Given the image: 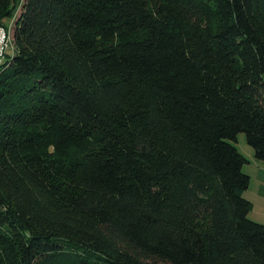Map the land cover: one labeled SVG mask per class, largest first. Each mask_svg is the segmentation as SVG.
<instances>
[{
    "label": "trees",
    "instance_id": "obj_1",
    "mask_svg": "<svg viewBox=\"0 0 264 264\" xmlns=\"http://www.w3.org/2000/svg\"><path fill=\"white\" fill-rule=\"evenodd\" d=\"M0 264H264V0H0Z\"/></svg>",
    "mask_w": 264,
    "mask_h": 264
},
{
    "label": "crops",
    "instance_id": "obj_2",
    "mask_svg": "<svg viewBox=\"0 0 264 264\" xmlns=\"http://www.w3.org/2000/svg\"><path fill=\"white\" fill-rule=\"evenodd\" d=\"M239 148L250 159L245 167V171L251 176L249 188L245 191V196L253 204L250 215L253 219L264 223V163L255 159L252 148L248 146Z\"/></svg>",
    "mask_w": 264,
    "mask_h": 264
},
{
    "label": "built area",
    "instance_id": "obj_3",
    "mask_svg": "<svg viewBox=\"0 0 264 264\" xmlns=\"http://www.w3.org/2000/svg\"><path fill=\"white\" fill-rule=\"evenodd\" d=\"M12 46V33L11 29L0 28V64L5 56L6 50Z\"/></svg>",
    "mask_w": 264,
    "mask_h": 264
},
{
    "label": "rangeland",
    "instance_id": "obj_4",
    "mask_svg": "<svg viewBox=\"0 0 264 264\" xmlns=\"http://www.w3.org/2000/svg\"><path fill=\"white\" fill-rule=\"evenodd\" d=\"M239 147H243L244 148V146H248V147H250V148H252L250 145H249V143L247 142V138H246V134L245 133H241L240 134V139H239V142H238V144H237ZM246 167V166H245Z\"/></svg>",
    "mask_w": 264,
    "mask_h": 264
}]
</instances>
